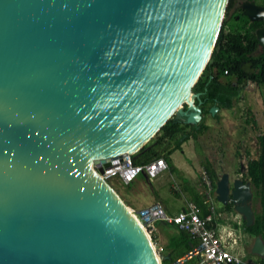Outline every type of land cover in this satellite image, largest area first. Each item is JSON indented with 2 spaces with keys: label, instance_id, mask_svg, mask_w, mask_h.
I'll list each match as a JSON object with an SVG mask.
<instances>
[{
  "label": "water",
  "instance_id": "1",
  "mask_svg": "<svg viewBox=\"0 0 264 264\" xmlns=\"http://www.w3.org/2000/svg\"><path fill=\"white\" fill-rule=\"evenodd\" d=\"M227 4L0 0V264H157L146 231L99 172L172 116L201 121L192 88ZM237 5L263 23L260 56L264 4ZM241 69L254 72L250 60ZM215 195L254 223L249 181L223 172ZM250 253L264 258L260 236Z\"/></svg>",
  "mask_w": 264,
  "mask_h": 264
},
{
  "label": "trees",
  "instance_id": "2",
  "mask_svg": "<svg viewBox=\"0 0 264 264\" xmlns=\"http://www.w3.org/2000/svg\"><path fill=\"white\" fill-rule=\"evenodd\" d=\"M237 1L228 0L211 60L192 88L194 92L201 93L200 99L203 106L212 101H218L222 105L228 106L231 98L237 95V86H231L228 81L221 82L220 77L222 76H233L237 84L249 79L258 85H264V53L260 56L254 55L258 50L255 31L263 23L247 19L242 14L241 9L236 6ZM262 4H264V0ZM234 11H237L235 16H233ZM232 17L236 19L230 23ZM245 60L252 62L254 72L248 74L241 69V62ZM253 125L256 126L255 121ZM208 128L209 126L203 120L198 124L191 125L172 116L146 144L131 154V160L134 164H146L157 157H164L169 162L168 155L172 150L180 148V145L190 138L196 139L198 134ZM257 143L259 154L256 158L249 157L247 159L245 171L242 172V179L250 182L253 193L252 201L258 199L261 210L256 212L252 207L254 223L246 226L243 220L242 224L246 233L252 237L260 236L264 242V124L257 135ZM167 146L170 147L167 148ZM204 168L212 185L215 186L217 179L215 170L208 161L205 162ZM109 185L115 190L110 183ZM196 203L203 208V215L206 214L207 209L203 201ZM222 207L229 211L232 204L228 203ZM180 232L188 236L185 232ZM259 264H264V258L259 257Z\"/></svg>",
  "mask_w": 264,
  "mask_h": 264
},
{
  "label": "rangeland",
  "instance_id": "3",
  "mask_svg": "<svg viewBox=\"0 0 264 264\" xmlns=\"http://www.w3.org/2000/svg\"><path fill=\"white\" fill-rule=\"evenodd\" d=\"M255 85L257 84L254 83V85H252L254 89L249 87L248 90L243 89L241 92L243 98L241 99L240 106L245 108V106L248 105V107H250V110H248V115H246L245 119H243L240 123L227 121L220 125H211L209 129L204 130V132L201 134H198L196 139L190 138V140L183 145L186 153L183 154L184 156H180V160L183 162L184 168L181 172H176V178L167 174L168 171L170 172L169 168L168 171L164 172L165 174L162 173L159 175L154 182L146 179L142 184L143 188L141 190L139 189L137 192L134 190V195H132L133 200L137 201L138 203L146 204L156 202V196L152 187V185H155L159 188L158 191L167 204L172 203L175 206H180L183 204V200L187 196V194L183 192L182 186L187 185L188 182L192 183V179L189 177V175H192L194 181H196L201 187V195L203 198L204 191L206 189V183L203 180L204 176L201 173V170L204 167L206 161L211 164L212 168L217 174V177H219L223 172H227L230 178H242V174L237 172L240 169H242V172L245 171L246 161L249 157L254 158L258 156L259 146L257 143V135L264 124V110L259 107L261 102L256 101V97L254 98L252 95V91L254 92L255 90ZM258 89L264 91V85H259ZM262 96H264V93ZM240 106L238 105V107ZM255 114H257V120ZM254 121L256 126L253 125ZM169 147L170 146H167V148ZM241 165L243 168H241ZM181 180L185 183H182ZM109 183L115 188L114 191L120 195V198H123V194L119 190L120 188H124L126 191V188L133 189L135 187V181H132L129 186H126L116 178L109 180ZM212 187L213 191L215 192V186L212 185ZM256 201L258 202V199ZM216 204L221 206L217 200ZM231 209H234L233 205ZM220 210L222 209L220 208L219 211ZM225 229L228 231L229 228ZM238 238L239 236L237 235L236 237V234L233 233L230 237V240L233 241V239H235L237 243V241L240 242ZM153 240L155 241V237H153ZM252 242L253 238L249 239L247 242V247H245L247 252L245 255L254 258L259 262V256L250 253ZM155 249H157L156 252L161 255L163 248L155 244ZM193 263L194 259H187L184 261V264Z\"/></svg>",
  "mask_w": 264,
  "mask_h": 264
},
{
  "label": "built area",
  "instance_id": "4",
  "mask_svg": "<svg viewBox=\"0 0 264 264\" xmlns=\"http://www.w3.org/2000/svg\"><path fill=\"white\" fill-rule=\"evenodd\" d=\"M225 73H227L226 70ZM102 168L103 171L99 174L106 182L116 178L123 185H128L140 174H144L149 181L154 180L168 171L169 164L164 157H157L146 164H134L131 154H127L111 159L108 165ZM201 173L206 183L203 196V204L207 209L206 214L203 215L201 206L194 201H187L184 208L174 214L168 213L158 201L137 210L130 208L131 213L146 231L154 248L156 243L153 240V225L156 221L173 224L190 238L192 243L185 254L168 263L162 262L157 252L160 264H184L187 259H194V264H248L239 254L231 250L230 246L235 239L230 240L232 235L230 231L222 234L221 228H217L216 219L220 211L216 204L215 192L204 167Z\"/></svg>",
  "mask_w": 264,
  "mask_h": 264
},
{
  "label": "crops",
  "instance_id": "5",
  "mask_svg": "<svg viewBox=\"0 0 264 264\" xmlns=\"http://www.w3.org/2000/svg\"><path fill=\"white\" fill-rule=\"evenodd\" d=\"M238 1H237V3H238ZM254 1L257 4H262V0H254ZM236 6H238V5L236 4ZM233 14H234L233 16H235L237 14V11H234ZM234 19H236V18H234V17L230 18V23L233 22ZM211 77H212V75H211ZM220 81L221 82H227L228 81L231 86H234V87L237 86V95L235 97L231 98V102L228 106L222 105L218 101L208 102L204 106H203V103L201 104V109H202L201 121L203 120V122L205 124H207L209 127L211 125H214V124L220 125V124L227 122V121L240 123L243 119L246 118V115H248V110H250L249 109L250 107H248V105L245 106V108L243 106H240L241 105V99L243 98L241 92L243 89L248 90L249 87H252L254 89V87L252 86V85H254V82L250 81L249 79H246V80L242 81L241 83L237 84L236 79L231 75L220 77ZM258 87H259L258 84L255 85V90H254V92L252 91V95L254 98L256 97V101L261 102L259 107H261L264 110V96H262L264 91L258 89ZM238 105L240 107H238ZM212 106L217 107V109L215 110L214 113H211L209 111L210 107H212ZM255 115H256L255 116L256 120H257L258 119L257 114H255ZM253 128H254V126H253ZM242 138H243V135H242ZM189 140L190 139L184 141L180 145V148L172 150L171 153L168 155L169 168L171 166V168L169 169L170 172L169 171L167 172L168 175L174 176L176 178V176H175L176 172L177 171L181 172L182 169L184 168L183 162H181V160H180V156L183 155L184 153H186L183 145L186 142H188ZM254 158H256V157H254ZM241 167L243 168L242 165H241ZM237 173L242 174V169H240ZM189 177L192 179V183L188 182L187 185L182 186L183 192L185 194H187V196L184 198L183 204L180 206H175L172 203L167 204V202H165L163 197L160 195V193L158 191L159 188L156 187L155 185L151 184L153 187L154 194L156 196V201L160 202L164 206L165 210L168 213L174 214V213L178 212L180 209L184 208L187 201H194V202L203 201V198L201 195V187L199 186V184L196 181H194V178L192 175H189ZM146 179L147 178L145 177L144 174L143 175L140 174L133 180V181H135V187L133 189L126 188L127 189L126 191L124 190V188L119 189L121 191V193L123 194V198H124L123 199L121 197V199L123 200V202H125V205L127 207L137 210V209H139L145 205H148L146 203H138L137 201H134L133 197H132V195H134V190H135V192H137L139 189L141 190L143 188L142 184ZM155 180H156V178L152 181L154 182ZM153 182H151V183H153ZM181 182L185 183L182 180H181ZM130 184H131V182L126 186H129ZM218 207H219V209L221 208L223 211L220 210V215L216 219L217 228H221L222 234H225L227 232L225 228H229L228 231H230L231 234L235 233L236 237H237V235L239 236L238 240H240V242L237 241V243H236V240H234V242L232 243V246H230L231 250L234 253L239 254L244 259V261H246L248 264H259V262L256 261L254 258H251V257L245 255L247 252L245 250V247H247V242L249 241V239H252V238L254 239V237L250 236L248 233H246L244 231L243 224H242L243 220H242L241 216L237 212H235L234 209L227 211L222 207V205L221 206L219 205ZM251 207H253V210H255L256 212H260V210H261L259 201L257 202L256 200L254 202L253 201L251 202ZM221 211H222V213H221ZM202 213H203V208H202ZM153 228H154L153 237H155V243L157 246H161L163 248L161 255L159 254L161 259H162V262L168 263V262L174 260L175 258L181 257L190 248V245L192 243L190 241V238L186 235H183V233H181L180 230H178L176 228V226H174L173 224H168V223L163 222V221H156L153 225Z\"/></svg>",
  "mask_w": 264,
  "mask_h": 264
},
{
  "label": "bare ground",
  "instance_id": "6",
  "mask_svg": "<svg viewBox=\"0 0 264 264\" xmlns=\"http://www.w3.org/2000/svg\"><path fill=\"white\" fill-rule=\"evenodd\" d=\"M181 100H186V96H183ZM127 210L130 211V208L127 207ZM130 212H131V211H130ZM133 216H134V215H133ZM134 217H135V216H134ZM151 246H152V249H153V251H154V256H155V258H156V262H157V264H160V258H159V256H158V254H157L155 248L153 247V245H151Z\"/></svg>",
  "mask_w": 264,
  "mask_h": 264
}]
</instances>
